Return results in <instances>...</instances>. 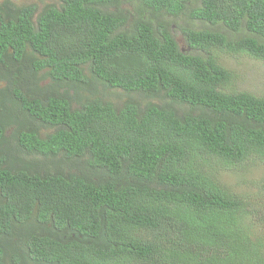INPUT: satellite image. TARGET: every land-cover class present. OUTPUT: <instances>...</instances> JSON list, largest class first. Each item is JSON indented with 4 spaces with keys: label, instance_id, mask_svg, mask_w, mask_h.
<instances>
[{
    "label": "trees",
    "instance_id": "obj_1",
    "mask_svg": "<svg viewBox=\"0 0 264 264\" xmlns=\"http://www.w3.org/2000/svg\"><path fill=\"white\" fill-rule=\"evenodd\" d=\"M57 1L0 3V264H264V206L222 178L264 159V95L230 90L214 55L264 61V0ZM145 10L199 21L181 25L191 51ZM13 126L30 153L65 157L20 161Z\"/></svg>",
    "mask_w": 264,
    "mask_h": 264
},
{
    "label": "rangeland",
    "instance_id": "obj_2",
    "mask_svg": "<svg viewBox=\"0 0 264 264\" xmlns=\"http://www.w3.org/2000/svg\"><path fill=\"white\" fill-rule=\"evenodd\" d=\"M4 0H0V3ZM17 5H29L35 4L37 6V10H42L46 5L51 3L58 4L57 0H12ZM201 3V0H191L188 4V11L191 12V9L196 8ZM138 7V0H122L121 8L126 9L127 12H135V9ZM115 10V8H113ZM160 12V11H159ZM147 16H157L161 20L166 21L174 36L178 40L181 48L184 51H191L188 46L182 31L181 25H185L188 21L191 23L193 27H197L198 29H203L199 21H191L188 16L181 18H177L176 16L169 14L167 12H150L148 10L144 11ZM137 17V16H136ZM179 20V21H178ZM157 23L155 22V25ZM214 55L217 56L220 63H222L229 71L233 74V79L229 84L228 88L230 90L235 91H250L257 95H264V61L251 57L246 53H240L237 55H233L228 52H221L220 50H215ZM44 73V71H43ZM85 74L90 76V70L88 67H85ZM48 82H43V85ZM96 88L98 91V95L118 101L119 99H127V96L123 90H113V89H105L102 85L96 82ZM85 97H92L93 90H86L83 92ZM120 96L121 98H118ZM122 100H119L120 102ZM155 104L160 106H169L177 109L180 113L181 111L187 110V106L181 107V105L171 102L165 95L161 98H158L154 101ZM2 107V106H1ZM18 115L25 119V115ZM34 118H29L27 127L25 131H29V127L33 126ZM37 125L39 126L37 131L43 138H47L49 135L55 133V127H48L46 123L41 121H37ZM21 130H18V126L9 127L5 130V143L4 146H9L15 152V155L20 158V161H27L25 159H29L28 161L32 163L33 159H37L41 162V160H63L65 155L63 153H58L55 155H44L42 153L33 154L27 150V147L21 144V141H18L19 134ZM7 155H11L12 151H5ZM2 155V153H1ZM65 161V160H64ZM16 165H21L20 162H16ZM64 168L72 173H80L81 168H79L76 161H65ZM94 171V170H93ZM223 181L234 191L243 193L250 197L251 200H254L255 209L259 210L264 206V159L259 158H251L249 160L241 163L236 169L229 170L223 172L222 175ZM256 217V219H264V213L259 211L256 214H252ZM23 254L24 251L20 250ZM11 253L8 254L9 263H11ZM22 262L25 264H33L32 261L26 262L24 259ZM22 264V263H21Z\"/></svg>",
    "mask_w": 264,
    "mask_h": 264
},
{
    "label": "flooded vegetation",
    "instance_id": "obj_3",
    "mask_svg": "<svg viewBox=\"0 0 264 264\" xmlns=\"http://www.w3.org/2000/svg\"><path fill=\"white\" fill-rule=\"evenodd\" d=\"M3 2V1H2ZM0 109H2V108H0ZM1 145V144H0ZM7 258H8V260H9V257H8V254H7ZM22 263H24L25 264V262H22Z\"/></svg>",
    "mask_w": 264,
    "mask_h": 264
},
{
    "label": "clouds",
    "instance_id": "obj_4",
    "mask_svg": "<svg viewBox=\"0 0 264 264\" xmlns=\"http://www.w3.org/2000/svg\"><path fill=\"white\" fill-rule=\"evenodd\" d=\"M1 148H2V145H0V150H1ZM2 153V152H1Z\"/></svg>",
    "mask_w": 264,
    "mask_h": 264
},
{
    "label": "crops",
    "instance_id": "obj_5",
    "mask_svg": "<svg viewBox=\"0 0 264 264\" xmlns=\"http://www.w3.org/2000/svg\"><path fill=\"white\" fill-rule=\"evenodd\" d=\"M10 264V263H9Z\"/></svg>",
    "mask_w": 264,
    "mask_h": 264
}]
</instances>
